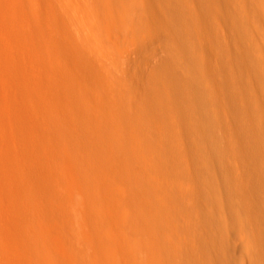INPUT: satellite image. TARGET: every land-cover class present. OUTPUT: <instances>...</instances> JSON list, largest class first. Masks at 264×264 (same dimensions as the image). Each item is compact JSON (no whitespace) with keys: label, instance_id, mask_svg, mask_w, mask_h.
<instances>
[{"label":"rangeland","instance_id":"obj_1","mask_svg":"<svg viewBox=\"0 0 264 264\" xmlns=\"http://www.w3.org/2000/svg\"><path fill=\"white\" fill-rule=\"evenodd\" d=\"M28 1L40 4L34 5L46 12L47 15L43 13L46 19L42 14V19L32 16L28 29L24 27L27 24L20 30L18 26V33L25 29L20 33L27 31L35 35L37 41L47 40L46 43L56 40L61 46L56 48L61 51L56 50L60 56L54 55L52 59L55 52H48L50 56H46L53 64L57 63V71L50 63L56 78L52 73L44 76L45 82L36 75L33 77L41 84L36 99L43 101V106L50 105L48 110L57 111L55 116H63L72 130L84 129L78 132L84 135L82 140L91 145L87 150L90 148L93 152H88L97 155V159L102 154L105 159L104 156L101 159L107 162L116 158L118 162L111 160L112 164H122V167L126 164L124 169L128 167L126 171H132L128 152L135 149L136 144L128 139L133 133L135 136L141 133L143 152L152 157L145 166L150 170L143 166V172L166 178L175 174L177 178L181 177V182L186 180V184L183 182L179 186L157 187L162 200L159 212L168 211L169 214L165 213V217L162 213L161 219L158 216L143 223L146 235L160 233L168 238L164 249L171 245L166 247V259L171 260V264H264V0H131L135 20H132L133 27L131 24L126 27L127 42L131 41L126 46L134 58L132 62L129 55L127 59L122 57L121 47L108 46L113 44L107 31V18L98 13L102 3L115 8L121 4L119 0ZM32 8L34 6L29 9L37 12L36 7ZM138 30L143 31L137 34ZM61 73L65 79L60 80ZM81 75L87 78L83 79ZM72 77L74 81L70 80ZM64 80L70 81L69 86L67 83L64 86ZM75 81L81 82L78 83L80 87ZM69 87L72 92L67 94L71 90ZM85 87L92 94L96 92L92 105L88 102L91 99L84 97L86 102L82 97L90 93ZM78 93L85 94L80 97ZM69 99L80 105L84 103L85 108ZM69 103L78 108L67 106ZM71 107V111L78 114L76 118L69 112ZM97 109L110 118L102 116L99 121H91L90 117ZM63 110L69 113L61 114ZM100 120L104 123L103 130ZM92 126L96 127L97 133L100 131V135L95 136ZM85 127L89 128L86 130ZM88 136L93 139V145L88 143L92 141H88ZM108 139L116 150L106 148L104 143ZM102 145L105 151L101 150ZM105 152H111V155ZM174 163L178 166L175 172L172 169ZM117 173L106 175H116L114 179H118ZM144 184L143 193L149 194L146 190H150V194H156L155 189L151 192L153 186L150 183ZM131 185L135 186L129 183V189L134 188ZM184 185H188V191ZM163 194L169 207L163 202Z\"/></svg>","mask_w":264,"mask_h":264},{"label":"bare ground","instance_id":"obj_2","mask_svg":"<svg viewBox=\"0 0 264 264\" xmlns=\"http://www.w3.org/2000/svg\"><path fill=\"white\" fill-rule=\"evenodd\" d=\"M119 1L121 4L115 8L106 5V2H104L105 4L101 2V7H98L100 8L98 13L107 18V26L109 29H107V31L111 35L109 39L112 40L113 46H110L111 44L108 45L109 43L107 45L117 49L121 47V55L124 54L122 57L124 56L126 58L127 55H129V58H131L130 49L127 47V43L131 41L127 42L129 36L126 27H129L130 24L131 27H133L132 20H135V9L131 4L133 1ZM29 3L28 0H0V264H171V260L166 259L168 256L166 257V255H164L168 250L166 247L171 245V243L168 244L164 249L165 240L168 238L166 237L165 239L164 235L160 233H147L148 235H146L147 231H145L143 223L145 220L151 222L150 220L159 215L163 216L164 214V216L167 217L169 214L167 210V212L164 211L167 215L163 212H159V203H161L162 200L160 192H158L159 190L157 191V187L179 186L185 179L182 177L184 180L181 182V177L177 178L175 174H171L173 176L171 178H166L159 176V174H156V176L151 175L153 172L146 171L150 173V176H148V173L145 174L143 172L145 171L143 170V166H148L152 157L148 156V153L146 154L143 152V135H141V133H138L140 136H138V134L135 136L134 134L136 133H133L128 139L129 142L135 143L138 146L136 148L135 145V149H130V152L127 151L129 154L128 160L132 161L133 164V168H129L130 170L132 169V171H126L128 167L124 169V165L126 164H124L123 167L121 166L122 164H116L118 162L116 158H113L114 160L109 159L110 162H107V160L101 159L103 156L105 159V155L102 154V157L97 159V155L93 156V153L90 154L88 152V150L91 149L89 148L87 150L88 145L82 140L84 135L78 132L79 130L81 131V129L77 128L78 131L72 130L67 126L62 115V118L55 116L54 114L57 111L48 110L50 105L49 107L43 106V101L41 102L39 99H36L37 92H39L37 90L40 89H38V87L41 84L37 83L36 80L34 81V75L41 81H44V76L48 74L51 75L50 73L54 74L50 69H52V67L55 68L57 63L53 64L50 61L54 59V55L60 56L57 54L61 51L59 52L56 49L59 46L56 40L52 43H46L47 40L45 42L43 40L37 41L39 39H36V36H33L32 33L28 34L27 31L25 33H20L21 30L18 33V30L21 28L23 29L26 27L28 29L27 26L31 22L32 16L36 15L37 19H39L38 16L41 19L44 16V12L39 7L37 8L40 4L37 2ZM36 3L37 6L34 5ZM127 3H130L131 6ZM29 5L31 6L29 7ZM32 6L38 9V13L36 10H33L34 8H32V10L35 12L29 9ZM39 9L41 13H39ZM44 14L47 15L46 12ZM44 17L46 19V16ZM36 22L38 21L36 20ZM22 25L25 26L21 27ZM18 26L19 28L16 30ZM24 31L25 29L22 32ZM141 31L143 30H140V32L138 30L137 34L141 33ZM42 36H44V34H42ZM40 38L42 39L41 36ZM139 47H141V45L138 46V48ZM118 51L116 52L118 53ZM48 52H55L51 55L52 59L46 57L50 56ZM113 52H115V50ZM48 59L51 60L49 61ZM133 59L134 58H131V62ZM63 60V62H66L64 58ZM129 60L130 59H128V61ZM53 62H55V60H53ZM72 62H76V60ZM78 63H80V61ZM71 65L73 66V63ZM123 65H125V63ZM129 65L131 64L129 63L127 68ZM61 66L64 67L63 64ZM125 66H123L124 69ZM66 69L64 70L66 71ZM55 71H57L56 68ZM67 72L66 75L69 74H67ZM71 73L72 72H70V74ZM81 73L83 75V69ZM100 73L98 74L102 75ZM60 76H62V73ZM54 77L56 78L55 74ZM94 77L92 76V78ZM58 78L57 75V79ZM73 78L74 77L70 80L74 81V79L79 78V76ZM82 78L86 79L87 77L82 76ZM48 79L51 80L52 78L50 77ZM62 79H65V77L63 78L62 76L60 80ZM53 80V82L56 81L54 78ZM33 81L36 86L32 83ZM58 81L57 83H59ZM65 81L66 80H64V86L65 83H67ZM44 82H42V84ZM68 82L70 83L69 80ZM69 83L66 85L69 86ZM78 83L76 82V84ZM79 84H81V82ZM79 84L78 86L80 87ZM58 86L61 85L59 84ZM72 86L74 85L70 87ZM78 86L77 88H79ZM70 87L68 88L71 89L70 91L64 89V91L66 90L65 92L68 91L67 94L72 92V88ZM51 88L54 89L53 87ZM84 89L90 92L89 88L85 87ZM82 90L80 89L79 92H82ZM95 93L96 92L93 91V94ZM75 94L77 95V92ZM80 94L85 93H78L81 97ZM93 94L90 92L86 94L87 96L85 95L82 97L91 99V101L88 102L92 105L91 102L95 99L93 98ZM46 100L45 102L49 101ZM66 101V103H68V99ZM70 101L72 100L69 99V102ZM75 101L76 100L72 102L75 103ZM66 103L64 104L66 105ZM80 103H82V101ZM47 104L48 102L46 105ZM76 104L80 105L78 103H75V105ZM61 105L60 107H62ZM82 105L80 106L84 107L85 104ZM67 106L73 107L70 103ZM66 107H64L65 110ZM72 107L69 109V112L72 110ZM75 107L78 108V106ZM93 108H96L94 104ZM81 109V111H83V108ZM100 110L101 109H97L95 112L96 114H88L91 115V121L95 119L99 121L102 116L106 118L104 116H107V114L105 113L104 115V112L102 113ZM104 110H106V108ZM62 112L61 114L69 113L64 110ZM72 113L74 114V112L71 111L70 114ZM75 115L78 114H74L72 118L75 117ZM67 116L70 117L69 115ZM107 118L110 117L107 116ZM84 119H87V117H84ZM81 120L83 121V119ZM106 120L108 121L109 119ZM98 121L97 123H103L101 120L100 122ZM85 122L86 124L89 123L87 121ZM96 124L93 123V125L99 128ZM95 126H92V128L90 127L94 129L91 130L93 133L94 131L96 132ZM102 127H104V123L101 128ZM85 128L87 130L89 127ZM82 131H84V129ZM99 132H96L95 136L99 134ZM89 136L91 137V134ZM89 136L87 137L88 141L92 139L89 138ZM110 141L108 139L107 142H109V144H105L107 143L105 142L104 145H107L106 148L112 149L111 151H114V149L116 150L113 146V142L110 144ZM92 142L93 139L88 143L92 144ZM102 146L101 148L103 149L101 150H104L105 146ZM88 147H91V145ZM97 150L99 151V148H97ZM90 152L93 151L91 150ZM94 153L96 152L94 151ZM105 153L111 155V152ZM113 154L114 153H112V155ZM118 155L121 156V154ZM98 157H100L99 154ZM111 160L113 162L116 161V163L112 164ZM98 164L101 166H98ZM175 165L176 163H174V167L171 166L174 172L175 167L178 168V166ZM145 168L149 169L148 167ZM169 168L170 166L167 169ZM115 171L118 172V179H114L116 175L114 177L110 176L111 174L109 176L106 175L110 172L114 173ZM146 182L153 186V188L150 187L151 192L152 189H155L153 191H157L155 195L150 194V190H146L149 191V194L143 193L145 191L143 190V183L146 184ZM129 183L135 184V186L131 185L134 188L130 186L131 189H129L127 186ZM184 183L186 184V182ZM184 186V189L187 188L188 191V185L187 187L186 185ZM180 189H182V187ZM131 190L132 192L130 193L129 191ZM157 193H159L158 196H156ZM164 198L165 195L162 197L163 202H167V198L166 200ZM181 199H183V197ZM166 205L170 206L169 203ZM170 209L171 207L169 208V212L172 211V209ZM158 218L161 219L160 216ZM154 225L156 224L154 223ZM144 234L146 235L145 237H143ZM152 243L154 244L152 245Z\"/></svg>","mask_w":264,"mask_h":264}]
</instances>
